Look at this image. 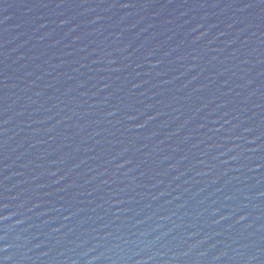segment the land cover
Masks as SVG:
<instances>
[{
    "label": "water",
    "instance_id": "1",
    "mask_svg": "<svg viewBox=\"0 0 264 264\" xmlns=\"http://www.w3.org/2000/svg\"><path fill=\"white\" fill-rule=\"evenodd\" d=\"M0 264H264V0H0Z\"/></svg>",
    "mask_w": 264,
    "mask_h": 264
}]
</instances>
